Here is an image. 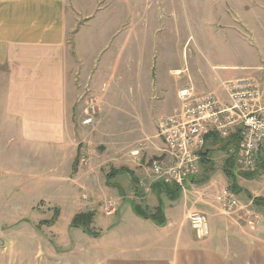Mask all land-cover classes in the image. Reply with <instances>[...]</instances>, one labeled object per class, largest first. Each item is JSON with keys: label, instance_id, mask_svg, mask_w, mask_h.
I'll list each match as a JSON object with an SVG mask.
<instances>
[{"label": "crops", "instance_id": "obj_1", "mask_svg": "<svg viewBox=\"0 0 264 264\" xmlns=\"http://www.w3.org/2000/svg\"><path fill=\"white\" fill-rule=\"evenodd\" d=\"M101 1L0 0V264H264L262 224L245 212L240 215L247 223L238 222L214 199L229 186L225 160L214 164L204 183L185 188L175 183L180 187L175 200L152 191L158 180L145 161L162 154L157 121L176 105L143 118L132 88L123 92L121 81L133 70L120 46L126 30L114 54L109 50L125 13L102 40L90 39L129 0ZM220 1L237 9L257 2ZM101 75L107 79L99 85ZM242 76H187L182 82L223 97L220 81ZM90 97L97 112L92 123L82 124ZM133 136L147 141L132 146ZM201 174L202 167L198 178ZM236 185L234 193L239 201L246 198L248 211L258 207L254 198L264 199V171L252 179L239 175ZM73 187L86 193L70 195L69 209L62 202L51 205L50 193L43 194L55 189L62 198ZM159 201L163 225L132 208L135 202L154 210ZM190 211L209 219L211 232L193 229ZM81 212L93 214L89 227L97 235L72 225Z\"/></svg>", "mask_w": 264, "mask_h": 264}, {"label": "rangeland", "instance_id": "obj_2", "mask_svg": "<svg viewBox=\"0 0 264 264\" xmlns=\"http://www.w3.org/2000/svg\"><path fill=\"white\" fill-rule=\"evenodd\" d=\"M104 3L108 4V0L101 1ZM255 4L254 8L237 9L220 0H129L126 7L116 8L111 20L114 16L117 19L107 23L106 29L100 26L92 31L90 41L102 40L104 33L115 22L120 23L122 13H125L126 23L113 39L109 55L119 47L126 30L127 38L120 46L125 47L133 70L121 81L123 92L128 95L129 87L132 88L143 118L152 114L159 116L177 105L174 91L185 85L182 81L187 76L212 80L217 75L241 73L264 80V74L261 75L264 72V0H257ZM108 58H103L99 66H105ZM106 79L101 75L96 82L100 85ZM75 80L78 84L79 76ZM138 138L142 137L133 136L129 142L132 146L143 147L147 140ZM149 162L145 161V165ZM233 168L236 177L244 173L235 163ZM228 189L237 197L232 189ZM73 191L66 195L62 193V198L55 189L43 194L50 193L51 205L62 202L69 209L70 195L82 197L86 193H79L76 187ZM238 198L242 205L246 204V198ZM249 208L252 221L264 228V203ZM237 221L247 223L240 217ZM207 227L211 232L209 219Z\"/></svg>", "mask_w": 264, "mask_h": 264}, {"label": "built area", "instance_id": "obj_3", "mask_svg": "<svg viewBox=\"0 0 264 264\" xmlns=\"http://www.w3.org/2000/svg\"><path fill=\"white\" fill-rule=\"evenodd\" d=\"M104 86V85H103ZM223 97L213 91H198L191 83L177 89V105L173 112L157 121V136L161 139L162 154L147 165L154 180L172 182L186 187L187 180L198 174L202 152L211 134L225 138L236 132L238 142L219 150L210 157L213 164L232 158L242 172L257 168L264 156V80L256 75H246L220 81ZM94 100L86 102L82 124H90L96 114ZM183 188V189H184ZM222 211L242 218L240 212L248 211L228 189L214 195ZM106 207H113L111 202ZM191 227L208 234L207 221L198 211H190Z\"/></svg>", "mask_w": 264, "mask_h": 264}, {"label": "trees", "instance_id": "obj_4", "mask_svg": "<svg viewBox=\"0 0 264 264\" xmlns=\"http://www.w3.org/2000/svg\"><path fill=\"white\" fill-rule=\"evenodd\" d=\"M238 142V135L237 133H233L231 136H228L226 138H220L216 134H211L207 138V143L204 147V150L202 152V158H201V164L200 167H202V174L201 177L198 178V174L191 179V183L200 184L207 181L209 174L214 170L215 165L210 160L211 154L216 149H224L229 145H236ZM234 160L232 158L226 159L223 162V170L225 171V174L227 175L229 179V188L233 191H236L237 185H236V176L234 172ZM264 171V156L260 157L257 168L255 171L252 172H244L240 175L244 178L252 179L256 176H258L260 173ZM152 191L160 197L161 194H164L167 199L169 200H175L180 193V187L176 185L175 183L170 182H164V181H157L154 182L151 185ZM253 202L257 205L264 203V199L257 197L254 198ZM133 211L135 214H137L140 217L147 218L152 220L157 225H163L165 223V217L163 212V206L162 203L159 201L158 206L154 210H148L146 208H143L138 203L132 204ZM92 213H77L72 218V225L81 227L86 233L90 235H97V232L90 229V224L92 222Z\"/></svg>", "mask_w": 264, "mask_h": 264}, {"label": "water", "instance_id": "obj_5", "mask_svg": "<svg viewBox=\"0 0 264 264\" xmlns=\"http://www.w3.org/2000/svg\"><path fill=\"white\" fill-rule=\"evenodd\" d=\"M187 184H190V185L192 184V183H190L189 179L187 180Z\"/></svg>", "mask_w": 264, "mask_h": 264}]
</instances>
